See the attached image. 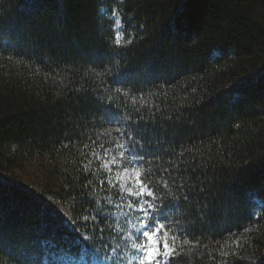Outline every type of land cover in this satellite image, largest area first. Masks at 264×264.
I'll list each match as a JSON object with an SVG mask.
<instances>
[{
  "label": "trees",
  "instance_id": "obj_1",
  "mask_svg": "<svg viewBox=\"0 0 264 264\" xmlns=\"http://www.w3.org/2000/svg\"><path fill=\"white\" fill-rule=\"evenodd\" d=\"M0 264H264V0H0Z\"/></svg>",
  "mask_w": 264,
  "mask_h": 264
},
{
  "label": "snow or ice",
  "instance_id": "obj_2",
  "mask_svg": "<svg viewBox=\"0 0 264 264\" xmlns=\"http://www.w3.org/2000/svg\"><path fill=\"white\" fill-rule=\"evenodd\" d=\"M146 235L150 237V233H146ZM147 255H148V254H147ZM156 255H157L156 252H153V253L149 256V258H152V257H154V256H156Z\"/></svg>",
  "mask_w": 264,
  "mask_h": 264
},
{
  "label": "rangeland",
  "instance_id": "obj_3",
  "mask_svg": "<svg viewBox=\"0 0 264 264\" xmlns=\"http://www.w3.org/2000/svg\"><path fill=\"white\" fill-rule=\"evenodd\" d=\"M116 28L119 29V24L117 25ZM121 38H122V36H121V34L118 32V34H117V39L120 41Z\"/></svg>",
  "mask_w": 264,
  "mask_h": 264
}]
</instances>
